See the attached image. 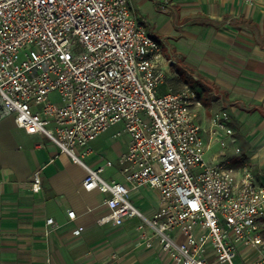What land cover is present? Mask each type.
<instances>
[{
    "label": "built area",
    "instance_id": "obj_1",
    "mask_svg": "<svg viewBox=\"0 0 264 264\" xmlns=\"http://www.w3.org/2000/svg\"><path fill=\"white\" fill-rule=\"evenodd\" d=\"M163 62L173 64L130 0H0V118L45 136L83 167V189L108 195L97 223L141 218L172 264H264V186L246 164L204 160L200 94L186 87L162 93ZM229 120L226 111L214 113L210 133L223 152L233 146L239 153ZM118 123L129 137L119 158L124 182L104 180L102 167L76 155H89V144ZM141 187L159 193L149 219L129 199ZM31 189H40L38 173Z\"/></svg>",
    "mask_w": 264,
    "mask_h": 264
},
{
    "label": "crops",
    "instance_id": "obj_2",
    "mask_svg": "<svg viewBox=\"0 0 264 264\" xmlns=\"http://www.w3.org/2000/svg\"><path fill=\"white\" fill-rule=\"evenodd\" d=\"M146 1H153V12L151 8L139 12L141 16L149 12V22L141 18L145 29L165 45V60L173 61L162 64L167 71L163 87L171 91L173 87L174 92L185 88L168 85L177 76L179 64L204 86L209 109L200 108L197 118L207 145L204 160L215 164L239 156L264 186V0L253 4L130 0L137 21L131 4L147 6ZM220 111L230 116L240 152L230 146L224 152L214 150L206 160L217 145L210 133V118ZM122 129L121 125L111 135L117 139L111 147L100 139L105 132L89 144L91 153L107 157L106 165H110L97 164L91 153L86 164L91 169L102 167L100 175L106 181L124 182L119 158L127 150L129 137ZM116 133L120 135L115 137ZM35 173L40 179L38 192L31 189ZM85 176L83 167L45 136L25 133L11 116L0 118V264H172L152 231L137 224L139 218H125L120 226L97 223L108 212L104 206L108 195L85 191ZM154 192L141 187L129 195L147 219L160 208V197ZM68 211L75 213L74 219L68 218ZM48 219L54 226H47ZM79 227L81 233L73 235ZM143 234L151 238V247L145 245Z\"/></svg>",
    "mask_w": 264,
    "mask_h": 264
},
{
    "label": "rangeland",
    "instance_id": "obj_3",
    "mask_svg": "<svg viewBox=\"0 0 264 264\" xmlns=\"http://www.w3.org/2000/svg\"><path fill=\"white\" fill-rule=\"evenodd\" d=\"M146 2L148 3V4H146L147 6H140V4L138 6L135 3H132L131 4L132 9L136 12L138 22L139 23L141 22L140 24H142L144 28L146 26L144 24V20L145 21L147 20V22H149L148 21V19H149V12H146V13L144 12L145 15H143V16H141L139 12H140V10H143L144 11V10H147L148 8H151L153 6V1H146ZM150 11L153 12V9L151 8ZM141 18H143L144 20L141 19ZM151 25H153V24H151ZM160 44H161V47H162V51L164 50V52H165V48H166L165 45H163L162 43H160ZM175 73H176L177 76L173 80L168 81V85L169 86L181 85V87H186V88H189V89L195 90V91L197 90V92L199 91L201 107L203 109L205 108V109L208 110L209 109V101H208V97H207V95H206V93L204 91V86L202 84V81L197 80V79L195 80L192 77V74L190 73V71L186 70L185 68H182L180 64L175 67ZM169 86H168V88H169ZM171 88H172L173 91L175 90L173 87H171ZM161 90H162V93H166L169 89H167V88L165 89V87L162 86ZM49 98H50L51 101H54L56 99V96L55 95H50ZM229 119H230V116H229ZM121 125H122L121 123L111 125L105 131V133L102 135V137L100 139H103L106 144L109 143V147H111V145H114L115 143H117V139H115V140L112 139L111 138V135L113 133H115L116 131H118L121 128ZM215 144H217V145H215V146L212 147V151H210V153L206 154V156H205L206 160L208 158H210L209 155L211 153H213L214 150H215L216 153L219 152L220 150H223L222 147H220V145H219L218 142H215ZM90 150H91V148H90ZM82 152H83L82 149H79V151L77 149L76 155L84 163H87L88 164V161H89L88 156L89 155L88 156H82ZM92 155H93L92 157L94 158L95 162H97V164H105V166H107L106 165L107 157L104 158L100 154H92ZM229 160H230L229 166H231V167L237 168V167H240V166L243 165L242 158L239 157V156H234V157L230 158ZM145 188H147V187H145ZM154 191H155L154 192L155 193L154 196H157L158 191H156V190H154ZM158 195H159V193H158ZM141 199H143V198H141ZM142 208H144V207H142ZM139 219L140 220H139V222L137 224H139V225L141 224V227L143 229L149 230L150 228L148 227V225H146V223L144 222V220H142L141 218H139Z\"/></svg>",
    "mask_w": 264,
    "mask_h": 264
}]
</instances>
